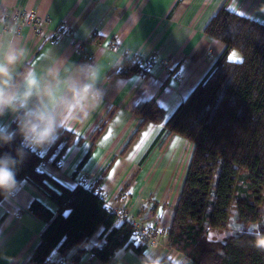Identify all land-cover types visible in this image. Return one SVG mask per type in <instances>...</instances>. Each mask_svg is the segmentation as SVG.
<instances>
[{
    "label": "crops",
    "instance_id": "crops-1",
    "mask_svg": "<svg viewBox=\"0 0 264 264\" xmlns=\"http://www.w3.org/2000/svg\"><path fill=\"white\" fill-rule=\"evenodd\" d=\"M222 7L264 24V0H0V60L10 52L18 54L9 66L8 90L23 100L28 77H35L37 85L27 106H49L63 124L61 129L74 134L56 166L55 151L50 149L59 133L39 149L44 157L40 169L69 187L77 185L83 174L90 176L108 208L169 229L193 144L168 134L164 124L224 50L204 32ZM31 11L44 19L42 35L28 26L3 30L4 21L14 13ZM61 26L67 33L51 44L49 32ZM76 43L81 46L78 53ZM133 57L150 60L145 75L121 73L124 61ZM229 57L240 59L234 51ZM81 65L96 69L94 88L102 93L99 102L90 100L83 111L66 104L67 83L84 79L78 71ZM150 99L164 109V119L145 123L135 134L140 119L132 110ZM22 114L23 110L6 109L0 114V129ZM33 199L56 211V205L28 180L11 198L0 200V264H152L162 257L180 264L183 260L164 237L163 246L147 247L143 255L124 245L102 262L91 252L102 242L99 227L82 244L84 253L78 258L80 246H73L65 254L53 250L43 263L31 261L45 226L29 211Z\"/></svg>",
    "mask_w": 264,
    "mask_h": 264
},
{
    "label": "trees",
    "instance_id": "trees-1",
    "mask_svg": "<svg viewBox=\"0 0 264 264\" xmlns=\"http://www.w3.org/2000/svg\"><path fill=\"white\" fill-rule=\"evenodd\" d=\"M204 32L222 43L224 50L164 124L168 134L193 144L166 235L168 247L183 256L180 264H264V24L222 7L210 18ZM230 51H237L240 59L230 58ZM140 63L137 57L124 61L121 73L145 75L148 67ZM132 113L140 119L135 134L145 123L164 119V109L154 99L138 104ZM18 119L0 129V135H12L7 143L0 140V157L7 154L16 160L19 184L30 181L56 205L54 212L37 199L30 202L29 211L45 224L30 260L43 263L53 250L65 254L73 246H80L78 258L84 253L82 244L99 227L102 242L91 252L100 261L107 262L124 245L143 255L148 246L128 242L132 225L118 219L102 194L80 183L66 186L40 169L44 157L39 149L23 146ZM73 138L72 132L59 130L50 149L55 151L52 165H57L56 160ZM207 172L212 173L209 197L199 217ZM232 203L241 221L261 222L262 229L224 239L209 237L210 229L226 227ZM152 264L176 263L162 257Z\"/></svg>",
    "mask_w": 264,
    "mask_h": 264
},
{
    "label": "clouds",
    "instance_id": "clouds-1",
    "mask_svg": "<svg viewBox=\"0 0 264 264\" xmlns=\"http://www.w3.org/2000/svg\"><path fill=\"white\" fill-rule=\"evenodd\" d=\"M22 54V53H21ZM18 54L10 52L0 60V114L6 109L13 113L23 114L19 116L18 127L23 136L22 144L29 150L35 151L52 143L58 136L63 124L58 121L56 113L47 105L41 104L35 107L27 106V99L32 95V88L37 85L35 77H28L29 90L24 93V99H19L7 88L11 78L10 65L15 64ZM78 71L83 74V80H70L67 83L70 96L66 100L67 107L84 110L85 105L91 100L99 102L102 93L94 88V81L98 73L90 65H81ZM12 139V135H0V140L5 143ZM21 153L18 152V155ZM17 161L10 155L0 157V196L5 200L11 198L19 186L16 179L15 165Z\"/></svg>",
    "mask_w": 264,
    "mask_h": 264
},
{
    "label": "built area",
    "instance_id": "built-area-1",
    "mask_svg": "<svg viewBox=\"0 0 264 264\" xmlns=\"http://www.w3.org/2000/svg\"><path fill=\"white\" fill-rule=\"evenodd\" d=\"M43 23H44V19H42L32 11L16 12L10 18L4 21L3 30L10 31L14 26L16 27L28 26L30 29L34 31L35 34L42 35L45 31V26L43 25ZM62 33H67L66 26L58 27L52 30L51 32H49L47 40L51 44H56L59 36ZM80 50H81V46L78 43H76L75 51L78 53ZM150 65H151L150 60H143L140 63L141 67H149ZM39 152H40L39 154L41 155V150ZM79 183L89 189L95 190L96 192L104 196V194L97 188L94 180L90 178V176L83 174L79 179ZM110 210L114 211L113 209ZM116 213L120 221H127L132 225L131 234L128 240L130 244L136 246L140 244H145L148 247H153V248L163 246L162 238L166 237L168 229L154 224H145L139 221H135L134 218L125 210H120L119 212L117 211Z\"/></svg>",
    "mask_w": 264,
    "mask_h": 264
},
{
    "label": "rangeland",
    "instance_id": "rangeland-1",
    "mask_svg": "<svg viewBox=\"0 0 264 264\" xmlns=\"http://www.w3.org/2000/svg\"><path fill=\"white\" fill-rule=\"evenodd\" d=\"M237 52V51H234ZM239 55V53L237 52ZM234 57V56H233ZM211 172H207L206 175V183L203 186V195L200 200V208H199V217L203 213L208 197H209V191H210V177H211ZM229 212H228V219L226 222V227L223 229H210L209 232V237L212 238H217V239H224L225 237L229 235H234L239 232H248V233H255L258 232L262 229V223L261 222H256V223H244L243 221L240 220L238 217L236 208L234 203L229 207ZM201 219H197V222H200Z\"/></svg>",
    "mask_w": 264,
    "mask_h": 264
},
{
    "label": "snow or ice",
    "instance_id": "snow-or-ice-1",
    "mask_svg": "<svg viewBox=\"0 0 264 264\" xmlns=\"http://www.w3.org/2000/svg\"><path fill=\"white\" fill-rule=\"evenodd\" d=\"M261 245H264V241H261Z\"/></svg>",
    "mask_w": 264,
    "mask_h": 264
}]
</instances>
